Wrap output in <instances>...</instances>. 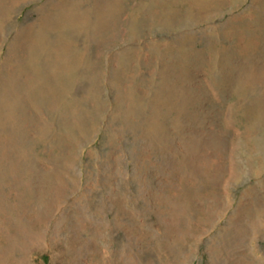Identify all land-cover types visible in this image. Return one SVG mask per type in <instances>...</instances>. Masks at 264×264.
Returning a JSON list of instances; mask_svg holds the SVG:
<instances>
[{
  "label": "rangeland",
  "instance_id": "1",
  "mask_svg": "<svg viewBox=\"0 0 264 264\" xmlns=\"http://www.w3.org/2000/svg\"><path fill=\"white\" fill-rule=\"evenodd\" d=\"M0 264H264V0H0Z\"/></svg>",
  "mask_w": 264,
  "mask_h": 264
}]
</instances>
